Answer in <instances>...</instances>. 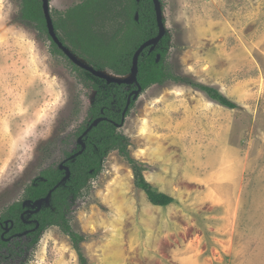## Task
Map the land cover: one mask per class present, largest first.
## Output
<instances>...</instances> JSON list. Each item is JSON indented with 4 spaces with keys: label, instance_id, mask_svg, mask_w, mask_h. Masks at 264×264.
Listing matches in <instances>:
<instances>
[{
    "label": "rangeland",
    "instance_id": "rangeland-1",
    "mask_svg": "<svg viewBox=\"0 0 264 264\" xmlns=\"http://www.w3.org/2000/svg\"><path fill=\"white\" fill-rule=\"evenodd\" d=\"M82 1L50 0L51 14ZM161 1L165 62L236 107L185 83L143 91L118 131L147 178L175 201L150 204L128 162L111 151L71 224L85 235L91 264H264V0ZM81 76L21 18V0H0V216L42 169L61 162V139L86 122L95 91ZM25 264L79 260L54 226Z\"/></svg>",
    "mask_w": 264,
    "mask_h": 264
},
{
    "label": "trees",
    "instance_id": "trees-1",
    "mask_svg": "<svg viewBox=\"0 0 264 264\" xmlns=\"http://www.w3.org/2000/svg\"><path fill=\"white\" fill-rule=\"evenodd\" d=\"M52 16L55 30L67 47L96 69H105L117 75L131 72L136 50L159 32L152 0H83L65 12L57 16L54 13ZM21 18L33 23L41 34L47 36L51 41L53 54L66 56L49 35L42 0H21ZM166 46V38H162L154 51L150 52L147 48L141 54L138 81L143 91L155 84L162 85L169 81L185 83L223 106L236 107L218 88L174 74L165 62ZM158 54L161 55L160 61H157ZM70 62L80 71L83 80L94 89L95 95L88 109L86 122L73 135L61 139L62 160L82 149L79 137L92 121L102 116L107 119L84 137V151L74 161L66 162L71 171L69 180L53 192L49 205L31 216L40 222L38 230L9 241L1 239L5 221L13 223L7 237L35 225L25 223L21 216L25 210L24 202H34L46 196L65 176L66 170L60 168L61 162L42 169L25 188L23 200L13 203L0 216V264H25L41 234L54 226L70 238L78 254L79 264H91L82 247L86 237L74 230L71 217L76 200L88 188L91 179L102 172L104 160L111 151H117L128 162L133 171L135 186L144 191L152 204L165 207L175 201L172 196L159 191L147 180L146 165L132 155L130 138L118 131L129 93L136 85L108 83L71 60ZM134 102L133 100L131 107Z\"/></svg>",
    "mask_w": 264,
    "mask_h": 264
},
{
    "label": "water",
    "instance_id": "water-1",
    "mask_svg": "<svg viewBox=\"0 0 264 264\" xmlns=\"http://www.w3.org/2000/svg\"><path fill=\"white\" fill-rule=\"evenodd\" d=\"M140 1V0H138ZM154 3V9L156 13V19L159 26V32L155 37H152L145 41L141 46L136 50L133 57V64L131 68V72L127 75H117L105 69H96L92 65H90L84 58H81L75 52H73L69 47H67L59 38L53 23V16L51 14V4L50 0H42L43 12L46 19L47 29L49 35L52 40L58 45V47L64 52V54L77 66L89 71L96 77L102 78L106 80L108 83H116V84H126V85H136V88L130 93L127 104L123 111V121L118 127H121L125 121V117L127 111L130 109L131 103L133 100H137L141 94L143 93V88L138 81V73H139V59L143 51L147 48H150V51L155 50L158 43L162 40V38L166 34V23L164 21V14L162 9V1L161 0H152ZM138 13L136 14V19H138ZM160 60V54H158L157 61ZM106 117H98L90 125L86 128L82 136L79 138V142L82 144V149L77 153L71 155L68 160L74 161L77 156H79L85 149L86 145L83 141V137L86 136L94 127H96L101 121L106 120ZM61 169L66 170L65 176L48 192V194L42 198L37 199L33 203L30 201H25L24 206L33 205L35 210L33 213L39 212L43 206L49 205L53 192L59 188L61 185H64L71 176V171L69 166L62 163L60 165ZM26 232L20 233L19 235H24Z\"/></svg>",
    "mask_w": 264,
    "mask_h": 264
},
{
    "label": "flooded vegetation",
    "instance_id": "flooded-vegetation-1",
    "mask_svg": "<svg viewBox=\"0 0 264 264\" xmlns=\"http://www.w3.org/2000/svg\"><path fill=\"white\" fill-rule=\"evenodd\" d=\"M160 43V42H159ZM158 43V44H159ZM157 47V46H156ZM156 49V48H155ZM149 50H150V48H149ZM154 51V50H153ZM150 52H152V51H150ZM134 85V84H133ZM134 90V89H133ZM132 90V91H133ZM131 91V92H132ZM130 92V93H131ZM130 93H129V95H130ZM129 98V97H128ZM124 111V110H123ZM86 130V129H85ZM84 133V132H83ZM85 137V136H84ZM84 137H83V141H84ZM80 138V137H79ZM85 142V141H84ZM80 143V142H79ZM82 145V144H81ZM86 145V144H85ZM80 151V150H79ZM77 153V152H76ZM69 158V157H68ZM68 158H66V159H63L62 161H61V164L62 163H64L65 165H67L66 164V162L67 161H71V160H68ZM60 164V165H61ZM68 166V165H67ZM27 201V200H26ZM31 203H33L32 201H30ZM31 205H29V207H30ZM25 207V210H24V213H22V218H23V220H24V222L25 223H27V224H35L33 227H31L30 229H27V230H25V231H23V232H26V234H28L29 232H33V231H36V230H38L39 228H40V222L37 220V219H33V218H31V216L33 215V214H36V213H33L32 211H34L35 210V207H33V205H32V208H29L28 206H24ZM44 207V206H43ZM5 211H7V210H5ZM38 213V212H37ZM13 227V223H9V221H5V224L3 225V228H4V231L2 232V234H1V239L2 240H6V241H9V240H11V239H14V237H22V236H25L26 234H24V235H19L20 233H23V232H18V233H14V234H12V235H10V236H6L8 233H10V230H11V228Z\"/></svg>",
    "mask_w": 264,
    "mask_h": 264
},
{
    "label": "crops",
    "instance_id": "crops-1",
    "mask_svg": "<svg viewBox=\"0 0 264 264\" xmlns=\"http://www.w3.org/2000/svg\"><path fill=\"white\" fill-rule=\"evenodd\" d=\"M209 98V97H208ZM147 171V170H146ZM146 171H145V176H146ZM146 178H147V176H146ZM147 180L148 181H150L148 178H147ZM151 182V181H150ZM152 183V182H151ZM153 184V183H152ZM154 185V184H153ZM155 186V185H154ZM156 187V186H155ZM157 188V187H156ZM158 189V188H157ZM159 191H161V192H165V191H162V190H160V189H158ZM166 193V192H165ZM167 194H169L170 196H172L174 199H175V197L173 196V195H171L170 193H167ZM150 202V201H149ZM150 204H152L151 202H150ZM152 205H154V204H152ZM154 206H157V205H154ZM159 207H164V206H159Z\"/></svg>",
    "mask_w": 264,
    "mask_h": 264
}]
</instances>
